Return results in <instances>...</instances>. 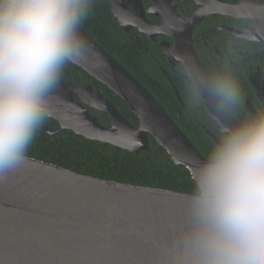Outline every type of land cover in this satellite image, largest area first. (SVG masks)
<instances>
[{
  "label": "water",
  "instance_id": "95a60500",
  "mask_svg": "<svg viewBox=\"0 0 264 264\" xmlns=\"http://www.w3.org/2000/svg\"><path fill=\"white\" fill-rule=\"evenodd\" d=\"M170 2L153 0L149 13L159 6L160 26L146 21L139 0H133L131 11L112 0L111 11L125 32L136 25L148 38L169 36L172 47L162 46L171 65L205 71L192 45L196 27L209 16H233L239 7L219 0H194L199 9L181 18ZM81 34L93 55L86 64L75 66L122 99L138 126L103 101L111 127H101L73 103L62 85L52 94L49 119L58 121L61 130L136 155L149 152L152 137L173 164L186 168L193 179L194 164L204 158L152 95L82 28ZM204 106L213 120L208 105ZM44 130L55 135L51 129ZM205 134L215 140L209 131ZM185 195L101 180L27 157L20 169L0 180V264H157V238L179 215Z\"/></svg>",
  "mask_w": 264,
  "mask_h": 264
},
{
  "label": "clouds",
  "instance_id": "9594fccd",
  "mask_svg": "<svg viewBox=\"0 0 264 264\" xmlns=\"http://www.w3.org/2000/svg\"><path fill=\"white\" fill-rule=\"evenodd\" d=\"M96 0H0V180L20 169L69 65L93 55L81 27ZM193 105H208L215 140L157 238V264H264V105L246 109L227 66L187 67Z\"/></svg>",
  "mask_w": 264,
  "mask_h": 264
},
{
  "label": "trees",
  "instance_id": "16d2710c",
  "mask_svg": "<svg viewBox=\"0 0 264 264\" xmlns=\"http://www.w3.org/2000/svg\"><path fill=\"white\" fill-rule=\"evenodd\" d=\"M174 1L183 15H188L195 9L193 0ZM81 28L100 49L152 95L205 158L214 143L205 131L215 136V127L205 106L193 105L188 100L184 78L179 76L186 73L184 68L177 66V72H172L154 43L136 31L130 34L122 32L109 11L107 0H96L91 14ZM71 72L77 75L76 80L92 82L103 90L129 123L133 127L138 126V120L127 104L106 86L75 65H69L63 75ZM165 75L171 79L173 88L166 81ZM63 133V136L52 139L39 130L27 157L101 180L184 194L190 191V172L174 165L166 151L152 137H149V152L136 155L108 144L86 140L69 131Z\"/></svg>",
  "mask_w": 264,
  "mask_h": 264
},
{
  "label": "flooded vegetation",
  "instance_id": "af4514ba",
  "mask_svg": "<svg viewBox=\"0 0 264 264\" xmlns=\"http://www.w3.org/2000/svg\"><path fill=\"white\" fill-rule=\"evenodd\" d=\"M111 1L107 0L109 11L122 32L130 34L132 31H136L158 47L163 61L169 65L172 72H177V66H182L187 72L181 63L171 65L165 61L163 54L165 47L162 46V43L172 47L173 41L169 36L160 34L148 38L139 32L136 25H130L129 30L125 32L111 11ZM114 1L120 8L123 6L126 11L134 9L133 0ZM219 1L230 6H238L239 9L233 16L215 15L201 21L192 37L194 52L206 72L221 66H227L231 70L240 85L246 109L264 105V0ZM139 2L146 21L152 26L162 25L163 15L159 6H156L155 11L149 13L153 0H139ZM170 3L176 6V13L181 18H186L199 9L193 0L195 9L190 14L183 15V11L179 9V5L174 0H171ZM76 76L73 72L62 75L58 86L62 85L64 92L70 95L74 104L84 109L89 118L96 119L103 128H110L111 118L103 110L104 104H106L103 101L109 102L115 107L114 103L105 96L103 90L94 86L92 82L76 80ZM179 76L184 78V75ZM165 78L173 88L171 79L167 75ZM44 128L55 131V135H49ZM39 130L52 139L59 138L63 136V132L69 131L61 130L59 122L49 118Z\"/></svg>",
  "mask_w": 264,
  "mask_h": 264
}]
</instances>
